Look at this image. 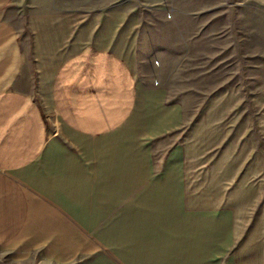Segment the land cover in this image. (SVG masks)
Segmentation results:
<instances>
[{
  "label": "crops",
  "instance_id": "1",
  "mask_svg": "<svg viewBox=\"0 0 264 264\" xmlns=\"http://www.w3.org/2000/svg\"><path fill=\"white\" fill-rule=\"evenodd\" d=\"M32 1L40 14L30 18L23 14L30 3L25 10L0 0V251L11 264H264V153L249 136L253 115L227 132L244 101L238 86L221 87L213 99V171L217 186L223 172V186L244 193L231 190L224 202L215 195L210 208L189 201L164 246L130 253L121 246V261L111 258L109 220L121 213L109 211L111 163L103 157L140 92L154 90L155 72L139 59L141 20L133 5L110 14L111 0ZM31 92L51 93L65 130L49 128ZM251 102L264 130V87ZM178 120L171 130L181 124L182 139L167 164L185 186L190 171L205 169L206 155L191 165L183 114Z\"/></svg>",
  "mask_w": 264,
  "mask_h": 264
},
{
  "label": "rangeland",
  "instance_id": "2",
  "mask_svg": "<svg viewBox=\"0 0 264 264\" xmlns=\"http://www.w3.org/2000/svg\"><path fill=\"white\" fill-rule=\"evenodd\" d=\"M15 3L25 10L30 3V11L23 12L30 18L40 14L32 11V0ZM124 5H133L139 15L138 35L145 49L139 59L146 60L155 75L154 90L140 92L131 117L110 135L109 157H103L111 163L109 211L121 213L109 220V249L111 258L120 261L121 246L127 253L164 246L168 230L182 227L181 213L189 210V201L190 207H197L200 199L210 208L215 195L224 202L231 190L235 196L244 193L234 185L224 187L223 172L222 186L215 183L213 99L221 87L243 89L244 101L231 118L228 136L248 112L253 115L249 136L264 153L261 109L251 102L264 87V0H111L110 14ZM30 37L32 41V33ZM161 58L167 60V74L161 72ZM140 79H145L144 73ZM29 94L45 112L49 128L65 130L51 93ZM178 104L184 107L176 108ZM182 114L191 165L199 163V152L206 155L205 169L190 171L185 186L181 173L169 171L167 164L171 149L182 139L181 124L171 130L172 118L181 120ZM158 200L159 212H145ZM0 264H11L2 251Z\"/></svg>",
  "mask_w": 264,
  "mask_h": 264
}]
</instances>
